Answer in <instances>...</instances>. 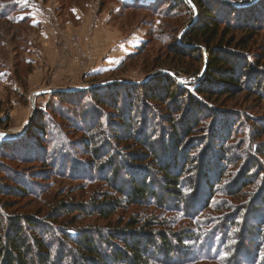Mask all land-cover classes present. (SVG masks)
Listing matches in <instances>:
<instances>
[{"label": "rangeland", "instance_id": "374dc122", "mask_svg": "<svg viewBox=\"0 0 264 264\" xmlns=\"http://www.w3.org/2000/svg\"><path fill=\"white\" fill-rule=\"evenodd\" d=\"M227 1L240 2L246 8L259 3L263 8L256 9L258 17L264 16V0ZM12 2L22 8L17 20L13 24L0 20V216L30 217L38 224L49 226V220L59 212L61 205L92 204L109 196L118 198L105 175L98 178L95 170L115 160L114 151H140L131 143L112 141L114 136L111 135L118 123L116 110L95 103L88 94L75 106L73 99L70 101L71 98L65 96L58 100L54 94L123 83L140 109L155 111V119L166 114L172 118L174 113L169 111L172 105L148 100L143 87L171 86L167 84L174 81L181 94L190 93L193 101L209 113L199 118V128L185 148L194 147V160L197 155L208 158L224 149L223 156L230 162L223 168L222 184L217 179L214 185L208 208L204 207L199 214L196 210L188 211L189 207L177 212L171 203L165 207L141 208L129 207L124 201L123 207L108 220L88 210L86 214L66 213L51 221L56 228H64L71 235L81 230L114 231L135 220L161 223L169 226L168 231L194 234L195 242L190 245L192 251L196 245L195 252L191 251L192 263L202 261L198 256L195 258L200 251L208 247L214 250L218 244L221 247L226 244L222 257L226 264L238 256L239 243L235 239L244 241L250 224L255 223L245 216L243 208H252L254 202H259L258 195L263 194L261 191L256 196L260 184H247L237 177L243 172L246 178L245 172L255 159L256 151L264 147V98L242 85L222 97L216 93L208 98L197 95L198 89L203 88L208 50L202 47L201 53L190 59L176 55L177 49L182 48L181 36L198 17L191 1L0 0V6ZM179 2L188 3L189 10L180 7ZM247 14L241 15V22ZM262 25L259 26L264 28ZM261 30L237 35L246 42V48L238 51L244 53L251 66L254 60L264 63V30ZM49 32L52 42L45 38ZM164 76L170 80L164 81ZM242 82L244 84L245 80ZM107 92H102V97L109 96ZM37 93L42 94L37 97ZM107 103L110 105L111 101ZM83 112L102 121L101 130L94 137L91 136L95 132L94 125L82 120ZM223 118L228 121L220 131L222 134L228 131V134L219 141L222 134L215 133L214 129ZM36 125L43 126L42 131H37ZM107 133L109 136H105ZM101 146L108 151L94 157V147L100 150ZM62 152L70 156L66 160L72 164L60 162ZM51 155L53 159L48 158ZM259 158L264 164V157ZM154 173L160 174L158 170ZM194 192V197L202 195L200 189ZM254 197L256 200L249 204ZM155 229L165 230L161 226ZM239 260L240 257L235 259Z\"/></svg>", "mask_w": 264, "mask_h": 264}, {"label": "trees", "instance_id": "16d2710c", "mask_svg": "<svg viewBox=\"0 0 264 264\" xmlns=\"http://www.w3.org/2000/svg\"><path fill=\"white\" fill-rule=\"evenodd\" d=\"M190 1L196 7L198 17L195 22L188 25L181 36L182 48L177 49L176 55L179 58L190 59L195 57V54L201 53L202 47L208 50L209 63L203 75V88L198 89L197 95L208 98L209 95L216 93V96L222 97L232 93L238 85H242L244 89L261 94L264 98V93H262L264 91V63L254 60L255 63L251 66L248 58L242 55L244 53L238 51V49L246 48V42L241 38L238 39L237 36L243 33H258L259 29L264 30L259 26L264 24V16L259 18L261 17H258L259 10L256 11L263 7L255 3L246 8L240 2L231 3L227 0ZM181 3L177 4L189 10L188 3ZM17 7V4L13 2L1 5L0 20L13 24L22 9L21 6ZM247 12V18L243 17L241 22V15ZM235 19H239V22ZM259 19H262V23H257ZM163 78L164 81L166 78L167 81L170 80L168 76ZM243 80H245L244 84ZM121 84L123 83H112L102 87L68 93L59 92L53 95L58 100L65 99L67 96L71 98L70 101L73 99L72 105L75 106L81 103L83 95L88 94L95 103H102L116 110L118 123L113 129L111 136H114V139L112 141L125 143V145L131 143L140 149L134 153L114 151L112 153H114L115 160H109L104 167H98L95 170L98 178L105 175L111 190L118 195V198L109 196L105 200H98L92 204L61 205L59 212L54 213L53 218L49 220L50 227L38 224L30 217L21 219L20 217L0 216V264H199L215 262V264H226V261L222 259L226 244L222 247L218 244L213 250L209 249L205 242L203 246L208 248L200 251L195 257L198 256L202 261L192 263L193 248L190 245L195 242L194 234L185 231L171 232L168 231L170 230L168 225L163 226L161 223L151 222L150 224L135 220L128 222L124 228L114 231L81 230L76 235H71L65 232L64 228H56L55 223L52 222L66 213L86 214L89 213L88 210H91L92 215L108 220L123 207L124 201L129 207L141 208H156L158 205L165 207L171 203L177 212L189 207L188 211L196 210V213L201 214L204 207H207V201L210 202L213 199L217 179L221 184L225 179L223 168L225 165H230V162L223 156L224 149L215 151L208 158H201L197 155L198 158L194 160V155H196L193 154L194 147L189 150L191 145L187 149L184 146L191 140L190 138H194L200 125L201 119L199 118L209 114L193 101L190 93L181 94L176 89L174 81L167 84L171 86L143 87L148 100L172 105L169 107V111L174 113L172 118L166 114L155 119L156 112L147 108L140 109L139 105H136L138 103L134 95L127 90L128 87ZM212 87L215 88L212 89ZM133 89L135 90L136 87ZM104 91H108L107 93L112 91L114 95L111 96L109 93V96L102 97L101 93ZM108 101H111L110 105ZM185 114L190 116H185ZM81 117L85 122L94 125L93 131L95 132L91 136L97 135L101 130L102 121L97 117L89 116L86 112H83ZM227 121V118H223L218 124L219 127L214 129L215 133L222 134L221 127ZM167 124L170 126H165ZM34 128L42 131L43 126L36 125ZM212 132L210 130L209 135ZM108 133L105 136H109ZM226 133L228 134V131L222 134L219 141L224 140ZM190 143H193V140ZM94 149V157L108 151L103 146L100 150H96L95 147ZM256 154L248 172H245L246 178H243V172L237 178L247 184H260L256 196L261 191L263 194L258 195L259 202H254L252 208H243L245 216L254 219L255 223L250 224L246 237L243 238L244 241L235 239L236 243H239L238 256L231 258L228 264H264V164L259 158L264 157V147L257 150ZM48 158L53 159V156ZM66 159H70V156L62 152L60 162L72 164ZM66 164L65 166H68ZM155 170H158L161 175L155 174ZM22 186L19 184V187ZM190 187L193 188L188 193ZM18 189L20 191L21 188ZM198 189L202 191V195L194 197V190L198 191ZM204 191L208 194L203 195ZM227 192L225 190V193ZM255 200L254 197L249 204ZM1 207L4 208V206ZM158 226L165 230L155 229ZM195 250L196 245L192 252L194 253ZM231 250L232 247L230 253ZM239 257L240 260L235 261Z\"/></svg>", "mask_w": 264, "mask_h": 264}, {"label": "crops", "instance_id": "0c3cea01", "mask_svg": "<svg viewBox=\"0 0 264 264\" xmlns=\"http://www.w3.org/2000/svg\"><path fill=\"white\" fill-rule=\"evenodd\" d=\"M78 11V10H77ZM80 15V14H79ZM50 35V37H47V36H49ZM45 38H48L51 42H52V40H53V38L51 37V34H50V32H49V34L47 35ZM51 38H52V40H51Z\"/></svg>", "mask_w": 264, "mask_h": 264}, {"label": "water", "instance_id": "95a60500", "mask_svg": "<svg viewBox=\"0 0 264 264\" xmlns=\"http://www.w3.org/2000/svg\"><path fill=\"white\" fill-rule=\"evenodd\" d=\"M67 91V90H66ZM42 93H37L36 94V96L38 97V96H40ZM8 137H11V136H8Z\"/></svg>", "mask_w": 264, "mask_h": 264}]
</instances>
